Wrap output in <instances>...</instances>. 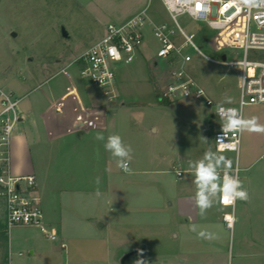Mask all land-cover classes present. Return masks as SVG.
<instances>
[{
    "label": "crops",
    "instance_id": "crops-1",
    "mask_svg": "<svg viewBox=\"0 0 264 264\" xmlns=\"http://www.w3.org/2000/svg\"><path fill=\"white\" fill-rule=\"evenodd\" d=\"M145 2L139 0L133 10L120 11L122 15L117 11L97 38L109 23L124 22L144 9L149 12ZM149 16L157 23L170 22L169 14L168 19ZM157 51L151 60L155 65L162 60ZM58 65L45 63L22 80L4 76L16 81L7 90L21 99L22 119L12 139V172L36 176L46 221L58 233L51 240L38 227H14L7 242L9 264H120L124 255L135 251L146 254L147 264H264V183L255 181L250 168L243 169L249 199L237 200L233 228L226 225L223 214L229 209L220 202L205 217L199 215L189 161L201 159L211 148L205 135L193 130L202 126V120L153 124L150 130L159 136L146 139L142 118L136 119L137 128H123L115 119L108 124L109 108L117 114L130 103L104 99L101 88L83 78L81 66ZM60 74L64 79L58 81ZM122 83L118 70L117 97ZM133 112L139 117L143 113ZM97 133L105 138L120 135L131 145V174L116 166L95 139ZM213 147L217 151L214 143ZM66 156L74 159L72 166L60 161ZM193 225L217 238H200L191 230Z\"/></svg>",
    "mask_w": 264,
    "mask_h": 264
},
{
    "label": "rangeland",
    "instance_id": "rangeland-1",
    "mask_svg": "<svg viewBox=\"0 0 264 264\" xmlns=\"http://www.w3.org/2000/svg\"><path fill=\"white\" fill-rule=\"evenodd\" d=\"M145 1L149 6L150 15L158 19H168L161 0ZM138 2L139 0H0V85L7 89L16 81L11 78L7 80L4 76L14 75L18 80H22L28 72L38 73L45 63L52 65L59 62L61 64L57 66L59 69L63 65L71 66V69L79 68L80 64L75 63V60L98 39L100 30L110 17L116 16L117 11L133 10ZM180 22L198 33L197 44L214 58L223 59L224 54H227L228 60L243 57L242 38L245 28L241 20L222 31H210L206 27L198 26L200 23L196 24L187 16H181ZM62 25L67 27L71 38L63 37ZM152 28L151 25L144 28L145 37L140 46V56L131 64L119 67V74L123 80L122 93L112 102L117 103L124 99L131 105L117 114L109 108L108 124L115 119L123 128L127 125L137 128L136 119L142 118L144 124L141 133L146 139L151 140L159 136L150 130L153 124L161 125L172 119H199L203 121L202 126L193 130L205 135L212 148L214 134L221 126V120L213 117L211 113L213 109L202 101L196 99L175 101L164 97L162 90L171 80L170 66L168 62L162 60H159L157 65L151 62L160 47ZM13 32H16L15 36L12 35ZM205 37L209 38L208 42H205ZM223 50L225 53L221 52ZM190 52L193 54V61L189 65V70L198 81L216 100L238 105L241 66L214 63L193 50ZM55 79L60 81L64 78L60 74ZM105 90L98 89L102 97L109 100ZM160 102L176 104L164 107L159 106ZM187 108L192 110V114H188ZM133 111L143 113L139 117L131 114ZM251 117H257L258 122L264 124V104L247 105L244 108V118ZM224 155L235 160V153L228 152ZM73 160L67 156L60 159L63 165L71 166ZM240 167V179L243 184L245 183L243 169L246 167L256 174L255 181L264 183V134L242 132ZM4 224L5 205L0 198V231L4 230L2 229ZM14 231L13 228L11 233L8 231L1 235L0 264H9L7 242L10 234L14 235ZM2 247L6 253L4 261ZM20 259L23 257L20 256Z\"/></svg>",
    "mask_w": 264,
    "mask_h": 264
},
{
    "label": "built area",
    "instance_id": "built-area-1",
    "mask_svg": "<svg viewBox=\"0 0 264 264\" xmlns=\"http://www.w3.org/2000/svg\"><path fill=\"white\" fill-rule=\"evenodd\" d=\"M161 1L170 16V22L157 23L144 9L124 22L109 23L105 34L75 60L81 66L83 78L106 89L105 94L114 100L118 95L116 87L119 67L135 61L145 37L144 28L151 25L160 43L157 57L170 66L171 80L162 90L164 97L175 101L189 98L202 101L213 109L222 124L230 114V109H238L244 117L247 105L264 104V8L238 9L233 0ZM181 16L190 17L196 24L200 23L198 26L210 31L225 30L241 20L245 28L242 38L243 57L228 60L227 54H224L225 59L207 54L196 42L198 33L192 27L182 25ZM208 41L209 38L205 37V42ZM190 50L214 63L241 66L238 105L217 102L190 72L189 65L193 61ZM20 103V97L0 85V198L5 205L6 227L8 231L19 225L38 227L47 238L56 240L58 233L47 223L41 197L37 193L36 176L15 175L12 172V139L22 119ZM221 108L224 109L223 113L220 112ZM222 124L214 134V146L220 153H235V160L230 158V171L240 178L242 132L234 134L228 131L225 142L218 146L217 139H224ZM220 204L229 209L223 214V219L229 228H233L237 201L235 204Z\"/></svg>",
    "mask_w": 264,
    "mask_h": 264
},
{
    "label": "clouds",
    "instance_id": "clouds-1",
    "mask_svg": "<svg viewBox=\"0 0 264 264\" xmlns=\"http://www.w3.org/2000/svg\"><path fill=\"white\" fill-rule=\"evenodd\" d=\"M233 3L238 9L264 8V0H233ZM196 7L199 8V4ZM228 111L230 114L222 124L224 139H217L218 146L225 142L228 131H232L234 134L243 131L264 134V124H260L257 117L246 119L238 109ZM220 112L223 113L224 109L221 108ZM95 139L103 143V148L115 159L119 169L129 174L132 173V169L129 167L133 153L131 145L125 144L122 137L117 134L105 138L102 133H97ZM189 167L193 169V183L196 186L195 204L201 217H205L207 211L217 202L235 204L237 200L248 201L249 193L243 186V182L238 175L230 171L232 162L219 151L214 152L209 148L201 159L194 162L189 161ZM97 183H99V179H97ZM191 230L197 232L200 238L208 240L217 238L213 232L198 231L196 225H193ZM136 264H144V262L138 260Z\"/></svg>",
    "mask_w": 264,
    "mask_h": 264
},
{
    "label": "water",
    "instance_id": "water-1",
    "mask_svg": "<svg viewBox=\"0 0 264 264\" xmlns=\"http://www.w3.org/2000/svg\"><path fill=\"white\" fill-rule=\"evenodd\" d=\"M61 33L63 37L65 38H71V33L67 29L65 25H62L61 27ZM12 35H16V32H13ZM223 58L225 59L226 56L223 55ZM143 261L144 264H147V258L146 254L143 251H135L133 253H128L124 255V257L121 259L120 264H136L137 261Z\"/></svg>",
    "mask_w": 264,
    "mask_h": 264
},
{
    "label": "trees",
    "instance_id": "trees-1",
    "mask_svg": "<svg viewBox=\"0 0 264 264\" xmlns=\"http://www.w3.org/2000/svg\"><path fill=\"white\" fill-rule=\"evenodd\" d=\"M3 226V225H2ZM2 229H4V230H2V231H0V238H1V235H2V233H4V232H8V229H7V227H6V223L4 224V228H2ZM2 250V252H3V261H4V259H6V253H5V251L3 250V249H1ZM7 258H8V256H7Z\"/></svg>",
    "mask_w": 264,
    "mask_h": 264
}]
</instances>
